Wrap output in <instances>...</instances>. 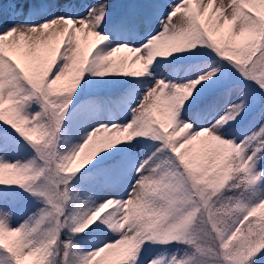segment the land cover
Listing matches in <instances>:
<instances>
[{
    "label": "snow or ice",
    "instance_id": "1",
    "mask_svg": "<svg viewBox=\"0 0 264 264\" xmlns=\"http://www.w3.org/2000/svg\"><path fill=\"white\" fill-rule=\"evenodd\" d=\"M0 124L9 264H264V0H0Z\"/></svg>",
    "mask_w": 264,
    "mask_h": 264
},
{
    "label": "rangeland",
    "instance_id": "2",
    "mask_svg": "<svg viewBox=\"0 0 264 264\" xmlns=\"http://www.w3.org/2000/svg\"><path fill=\"white\" fill-rule=\"evenodd\" d=\"M83 4H95L97 3V0H80ZM85 39L82 36V40ZM185 71V67H180L179 74L182 75ZM126 88V87H125ZM127 89H129L130 96H135L136 92L139 90V85H127ZM254 113L250 114L243 124L239 126L236 131L242 132L246 130L248 127H250L253 123H255L253 117ZM30 152V150H29ZM28 157L21 153L20 156L12 157L11 162H14L15 159H21L22 162H24ZM109 194H115L117 195V198H120V196L124 195L126 196V193H124V190L122 188L118 189L116 193H109ZM9 198L16 203L17 206V217L15 222L12 224L13 227H15L19 223H23L24 220L27 218L28 215L31 214L30 209L33 207V200L34 198L31 197L28 193L24 192L22 189H16L15 191L8 194ZM107 196L104 193H101L99 198L97 199V203L102 202L103 199H106ZM2 251V250H1ZM3 251L0 252V264H9V261L7 258H4Z\"/></svg>",
    "mask_w": 264,
    "mask_h": 264
},
{
    "label": "trees",
    "instance_id": "3",
    "mask_svg": "<svg viewBox=\"0 0 264 264\" xmlns=\"http://www.w3.org/2000/svg\"><path fill=\"white\" fill-rule=\"evenodd\" d=\"M125 87H126V85H119L118 84V85L114 86V90H118V89L125 88ZM3 127H5V126L0 124V128H3ZM0 252H2V251L0 250ZM3 257L6 258V255H3Z\"/></svg>",
    "mask_w": 264,
    "mask_h": 264
}]
</instances>
